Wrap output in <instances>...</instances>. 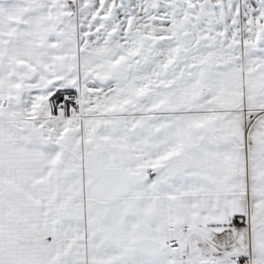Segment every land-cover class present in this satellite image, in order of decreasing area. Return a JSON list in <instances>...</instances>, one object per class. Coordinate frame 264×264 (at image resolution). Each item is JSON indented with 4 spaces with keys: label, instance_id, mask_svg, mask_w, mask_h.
Masks as SVG:
<instances>
[{
    "label": "snow or ice",
    "instance_id": "1",
    "mask_svg": "<svg viewBox=\"0 0 264 264\" xmlns=\"http://www.w3.org/2000/svg\"><path fill=\"white\" fill-rule=\"evenodd\" d=\"M0 264H264V0H0Z\"/></svg>",
    "mask_w": 264,
    "mask_h": 264
}]
</instances>
